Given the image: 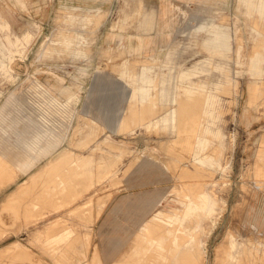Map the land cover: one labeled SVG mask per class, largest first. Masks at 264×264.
<instances>
[{"label":"rangeland","instance_id":"rangeland-1","mask_svg":"<svg viewBox=\"0 0 264 264\" xmlns=\"http://www.w3.org/2000/svg\"><path fill=\"white\" fill-rule=\"evenodd\" d=\"M147 1L0 0V264H102L94 225L151 162L170 194L115 264L263 258L264 0ZM146 5L149 46L101 38Z\"/></svg>","mask_w":264,"mask_h":264},{"label":"crops","instance_id":"crops-1","mask_svg":"<svg viewBox=\"0 0 264 264\" xmlns=\"http://www.w3.org/2000/svg\"><path fill=\"white\" fill-rule=\"evenodd\" d=\"M62 2H71L78 6L99 3L98 0H62ZM144 2L150 4L147 0ZM152 8L146 5L147 12L143 20L136 24L135 31L111 29L102 32L101 38L107 37L108 44H121L132 50L146 48L149 44L145 37L152 35L157 25L154 22V27L149 28L144 21ZM173 178L167 166H159L153 162L136 166L125 175L121 187L104 206L93 228L92 241L102 264H115L122 256L138 232L169 196ZM248 208L246 222L250 224L253 223L254 217L250 219L248 214L257 213L258 210L254 201L250 202ZM261 229H264V221ZM229 244L228 260L232 264H237L245 255V247L236 237H233ZM259 246L263 251L264 243L259 242Z\"/></svg>","mask_w":264,"mask_h":264},{"label":"bare ground","instance_id":"bare-ground-1","mask_svg":"<svg viewBox=\"0 0 264 264\" xmlns=\"http://www.w3.org/2000/svg\"><path fill=\"white\" fill-rule=\"evenodd\" d=\"M190 104V103H189ZM195 104V103H194ZM193 104V105H194ZM187 106V105H186ZM189 106V105H188ZM200 107V106H199ZM196 108V107H195ZM158 111V110H157ZM157 114V113H156ZM193 116V115H192ZM152 118V117H151ZM200 120V119H199ZM181 142V141H180ZM176 144V143H175ZM1 158V157H0ZM11 160V159H10ZM14 160V159H13ZM6 161V160H5ZM15 162V161H14ZM8 163V162H7ZM10 163H11V161H10ZM30 164V163H29ZM3 166V165H2ZM261 167V166H260ZM1 168V167H0ZM7 169V168H6ZM5 169V170H6ZM259 169V168H258ZM261 169V168H260ZM185 171V170H184ZM189 173V172H188ZM184 174V173H183ZM260 174V173H259ZM264 174V173H263ZM5 175V174H4ZM259 176V175H258ZM264 176V175H263ZM2 177V176H1ZM71 177V176H70ZM3 178V177H2ZM262 179H264V178H262ZM45 182V181H44ZM77 183V182H76ZM115 183V182H114ZM198 183V182H197ZM77 184H79V183H77ZM263 186V185H262ZM76 187V186H75ZM44 189V188H43ZM37 191H38V189H37ZM198 192V191H197ZM38 196V195H37ZM31 200V199H30ZM73 201V200H72ZM19 202V201H18ZM44 202V201H43ZM22 206V205H21ZM25 207V206H24ZM249 207V206H248ZM249 209V208H248ZM252 210V209H251ZM24 212V211H23ZM26 214V213H25ZM35 216V215H34ZM252 222V221H251ZM263 222V221H262ZM262 222H261V219L259 218V217H255L254 219H253V223L254 224H256L257 226H259L260 228L262 227ZM158 224V223H157ZM153 226V225H152ZM255 229V228H254ZM258 229V228H257ZM256 230V229H255ZM149 231V230H148ZM242 231V230H241ZM156 232V231H155ZM161 233V232H160ZM199 234V233H198ZM141 236V235H140ZM150 236V235H149ZM253 236V235H252ZM250 239V238H249ZM250 242H251V239L249 240ZM255 241V240H254ZM249 242V243H250ZM140 243V242H139ZM252 243H254L253 241H252ZM246 246V245H245ZM251 246V245H250ZM257 246V245H256ZM249 247V246H248ZM247 247V248H248ZM252 247V246H251ZM252 251L253 250H255V249H252V248H250ZM248 250L249 249H245V253L247 252L248 253ZM20 251V250H19ZM250 252V250H249V254L247 255V256H245L244 258H241V260L242 259H244V261L242 260V262H244L245 264H247V263H249V262H253V261H256L257 262V260L259 261L260 260V263L261 264H264V262L263 261H261L263 258H264V256H263V258L261 257V258H259V256H258V254H256V252L255 253H253V252ZM246 255V254H245ZM129 258V257H128ZM128 260V259H127ZM198 260V259H197ZM241 262V263H242ZM255 262V263H256ZM252 264H254V263H252Z\"/></svg>","mask_w":264,"mask_h":264}]
</instances>
